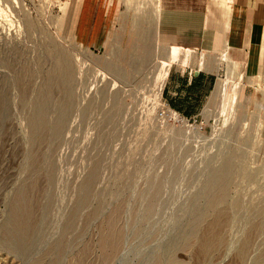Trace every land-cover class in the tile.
Wrapping results in <instances>:
<instances>
[{
    "label": "rangeland",
    "instance_id": "obj_1",
    "mask_svg": "<svg viewBox=\"0 0 264 264\" xmlns=\"http://www.w3.org/2000/svg\"><path fill=\"white\" fill-rule=\"evenodd\" d=\"M73 1L0 0V264H264V119L239 98L237 65L162 45L160 0H121L108 46L86 49L66 30ZM200 61L219 88L168 98L170 70ZM166 102L197 120H164ZM221 212L226 241L201 262L192 243Z\"/></svg>",
    "mask_w": 264,
    "mask_h": 264
},
{
    "label": "crops",
    "instance_id": "obj_2",
    "mask_svg": "<svg viewBox=\"0 0 264 264\" xmlns=\"http://www.w3.org/2000/svg\"><path fill=\"white\" fill-rule=\"evenodd\" d=\"M160 3L157 34L162 45L202 54L219 53L220 64L237 65L236 71L230 68V72L239 84V98L257 109L264 119V0H160ZM120 6L121 0H74L67 33L86 49H105L119 29ZM199 65L198 69L190 66L171 69L165 95L174 98L175 103L189 105L201 103L215 86L218 89L222 80L216 73L219 69L201 68V61ZM176 108L187 115L194 113Z\"/></svg>",
    "mask_w": 264,
    "mask_h": 264
},
{
    "label": "bare ground",
    "instance_id": "obj_3",
    "mask_svg": "<svg viewBox=\"0 0 264 264\" xmlns=\"http://www.w3.org/2000/svg\"><path fill=\"white\" fill-rule=\"evenodd\" d=\"M223 163H224V161H223ZM230 163H232V162H230ZM226 167L228 168V166H226ZM220 168H222V167H220ZM231 168L233 169V167H231ZM225 170H226L225 168L222 169L221 173H219V175H218L220 178H223V180L225 179L224 177H226L228 175V174L226 175V173L224 172ZM228 170H230V169H228ZM226 185H227V183L225 182V180H224V182L220 183V189H218L217 195L215 197H213V199L211 201V205H213L212 208H215L217 203L226 202L227 197L226 198L224 197ZM226 214L227 213H223V212L216 214L214 219L211 220L210 222H207L203 226L202 232L198 236L195 237L192 245L194 247H196V249H197L196 250V258L199 259L201 262H207V260H209L210 257L214 253L218 252V250L225 243L226 238H227L226 237L227 236L226 227L229 224V220H228L229 217ZM250 234L251 233L248 232L247 236L244 239L242 249L240 250L238 255H236L237 260H239L240 262H243L245 260V258L247 257V254H249L250 247H252L251 241H253V240H251V238L253 236H250ZM253 234H254V232H253ZM121 244H122V233H121V231L118 232V230H116V229L112 230V231L110 230V232L106 236H104L102 241H101L102 249H104V252L106 253V256H108V258L110 256H111L110 258L114 257L119 252ZM189 244H188V246H189ZM156 264H161V262L158 261Z\"/></svg>",
    "mask_w": 264,
    "mask_h": 264
},
{
    "label": "built area",
    "instance_id": "obj_4",
    "mask_svg": "<svg viewBox=\"0 0 264 264\" xmlns=\"http://www.w3.org/2000/svg\"><path fill=\"white\" fill-rule=\"evenodd\" d=\"M159 115L164 120L177 124V125H189L192 120L196 121V115H185L180 111L176 110L172 107V105L168 102L164 103L161 108L159 109Z\"/></svg>",
    "mask_w": 264,
    "mask_h": 264
}]
</instances>
